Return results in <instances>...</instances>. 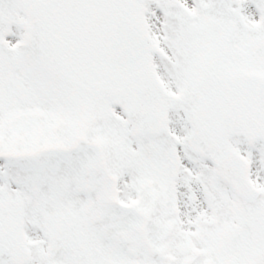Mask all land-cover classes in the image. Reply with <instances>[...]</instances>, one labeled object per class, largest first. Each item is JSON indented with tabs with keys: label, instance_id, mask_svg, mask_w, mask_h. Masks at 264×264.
I'll return each mask as SVG.
<instances>
[{
	"label": "snow or ice",
	"instance_id": "1",
	"mask_svg": "<svg viewBox=\"0 0 264 264\" xmlns=\"http://www.w3.org/2000/svg\"><path fill=\"white\" fill-rule=\"evenodd\" d=\"M0 264H264V0H0Z\"/></svg>",
	"mask_w": 264,
	"mask_h": 264
}]
</instances>
